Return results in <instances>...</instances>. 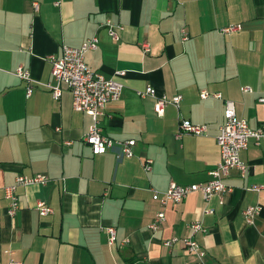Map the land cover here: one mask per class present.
Instances as JSON below:
<instances>
[{
    "label": "crops",
    "instance_id": "1",
    "mask_svg": "<svg viewBox=\"0 0 264 264\" xmlns=\"http://www.w3.org/2000/svg\"><path fill=\"white\" fill-rule=\"evenodd\" d=\"M57 1L0 0V264H196L181 241L165 244L189 236L195 221L206 228L193 236L206 250L204 264H264V137L241 151L247 171H230L223 202L216 195L206 203L200 192L165 207L153 198L172 181L209 180L220 160L224 99L234 100L251 128L264 122V0ZM108 21L118 26V39ZM229 24L241 29L222 32ZM94 36L98 48L86 53V63L124 84L100 126L111 138L136 140L129 158L95 154L85 141L92 117L73 108L67 88L55 99L46 86L55 83L49 56ZM19 66L32 76L29 97L27 82L14 73ZM148 86L159 96L182 94L180 107L169 104L158 115L155 98L139 94ZM203 90L223 99L202 98ZM181 118L207 124L208 132L178 138ZM38 173L50 181L19 186L20 209L10 216L4 188L18 175ZM39 201L53 211L41 215ZM257 205L248 223L243 210ZM162 208L166 220L154 232L149 225ZM109 225L116 227L114 243Z\"/></svg>",
    "mask_w": 264,
    "mask_h": 264
},
{
    "label": "built area",
    "instance_id": "2",
    "mask_svg": "<svg viewBox=\"0 0 264 264\" xmlns=\"http://www.w3.org/2000/svg\"><path fill=\"white\" fill-rule=\"evenodd\" d=\"M61 0L56 2L59 5ZM36 10L39 9V3L33 1ZM105 26L109 29V34L112 38L118 39V26L108 21ZM241 29L240 24H229L221 29L224 33H232ZM185 35V34H184ZM186 38V35L185 37ZM98 38L94 36L87 39L78 47L68 45L62 46L60 55L52 54L49 59L52 63L51 73L55 83H46L47 88L55 99H59L64 88H67L72 94V105L77 111H83L92 117V124L89 131L85 135V141L89 143L95 154H101L108 150L116 152L118 158L132 157L135 155L134 146L135 139L119 140L111 138L103 133L100 126V116L104 114V109L108 102L118 101L122 97L124 84L114 78H107L103 73L92 70L86 63V53L90 50L98 48ZM145 50H149V44L143 43ZM19 78L27 82L26 95L29 97L33 92V81L29 70L19 66L14 72ZM124 72H118L122 75ZM243 92H252V88L244 86ZM142 97L152 96L155 98L154 110L158 115H162L164 109L169 104L180 107L183 99L182 94H176L172 97L166 95H157L156 90L152 86H148L145 91H140ZM223 99L221 93H210L206 90L201 92L202 98L209 96ZM259 102L264 104V96H259ZM225 122L220 127V132L217 135V142L220 149V160L217 166L209 171L210 178L205 182L179 184L172 181L169 187L164 191L155 190L153 194L154 200L160 202L162 207L169 203H179L189 194L200 192L206 203L210 202L214 196H219L220 201H224L226 194L231 192L232 188L225 182V178L229 175L232 169H237L242 175L247 171V164L241 158V151L246 149L250 139H254L257 144L264 137V122L257 128H251L247 121L239 118L236 112L234 100L224 99ZM208 132V125L204 123H193L189 119L181 118L179 130L176 134L178 138L184 134L203 135ZM152 160L144 159V168L149 171L152 168ZM50 178L47 174L38 173L34 175H18L13 184L4 188L5 197L9 200L7 213L14 216L20 209V201L17 195L19 186H29L38 184H47ZM261 185L253 186L254 190H260ZM37 209L41 215L50 214L53 209L44 201H39ZM260 207L249 206L243 210L244 217L248 223H252L254 217L259 213ZM205 213H212L213 209L207 207ZM166 220L164 208L160 209L154 220L149 225L152 231H157L162 227ZM191 234L189 236L178 238L174 237L165 241L166 245H172L181 241L185 248L198 256L199 261L196 264H204L206 250L193 237L197 232H206V228L202 222L195 221L190 224ZM109 241L114 243L117 239L116 227L109 225L105 227ZM10 264H22L21 262L11 259ZM189 264V263H188Z\"/></svg>",
    "mask_w": 264,
    "mask_h": 264
}]
</instances>
